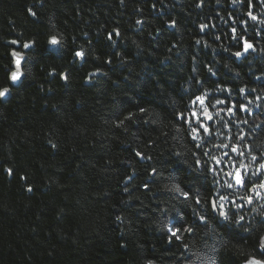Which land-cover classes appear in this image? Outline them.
<instances>
[{
    "label": "trees",
    "instance_id": "16d2710c",
    "mask_svg": "<svg viewBox=\"0 0 264 264\" xmlns=\"http://www.w3.org/2000/svg\"><path fill=\"white\" fill-rule=\"evenodd\" d=\"M251 5L249 0H0V89L9 86L12 70L6 40L35 41L38 52L49 53L34 58L28 51L22 81L6 100L0 98V264L264 259L259 243L264 200L230 209L245 216L249 232L240 230L221 246L210 231L216 221L209 217L204 226L193 209L205 214L213 199L227 196L240 204L251 193L215 185L211 172L206 181L193 182L182 162L194 163L193 153L201 159H210L205 151L217 158L228 153L232 160L226 163L233 166L216 177L223 184L233 182L225 172L234 176L241 163L254 171L258 165L251 157L264 156V0ZM233 28L255 45L240 58L233 54L243 41L233 38ZM52 34L63 38L58 52L46 49ZM81 49L85 57L76 58ZM96 69L102 74L89 80ZM240 88L246 91L241 94ZM196 96L204 98V107ZM205 107L209 123L201 115ZM193 111L210 133L201 130L200 149L192 142ZM178 113L185 122L174 118ZM153 168L157 175H150ZM261 180L264 176L252 183ZM171 183L198 193L202 205L164 190ZM189 183L192 187H185ZM168 228L180 230L178 240H169Z\"/></svg>",
    "mask_w": 264,
    "mask_h": 264
},
{
    "label": "snow or ice",
    "instance_id": "6c2138e0",
    "mask_svg": "<svg viewBox=\"0 0 264 264\" xmlns=\"http://www.w3.org/2000/svg\"><path fill=\"white\" fill-rule=\"evenodd\" d=\"M235 3L236 0H233ZM249 6L251 7V0H249ZM30 14L35 16L36 13L32 12L31 9H29ZM247 15L252 19L256 20L257 17L252 14V12H248ZM141 21H137V24H140ZM175 23L174 21L172 22ZM243 23H246L244 21ZM261 24H264V20L260 21ZM201 29L203 30L206 25H201ZM233 38L243 41V47L241 51H236L233 55L236 58H240L242 54H247L250 52V50L255 49V45L253 43H250L247 38L239 37L237 30L235 28L232 29ZM116 35H119V32H115ZM113 33H109L108 39L112 40ZM13 44L18 43V41H12ZM63 38L57 34H52L48 40L47 45L51 46L52 52H58L59 49L62 47ZM36 42L30 41L23 44L24 49H28L29 52L32 54L34 58H38L40 55H47L49 53H40L36 50ZM262 53H264V50H261ZM12 57L14 58V71H12L8 77V80L12 85H16L19 81H21L22 77L24 76V73L22 71L24 67V62L27 60V56L20 53V52H12ZM86 53L83 49L78 50L74 53V56L76 58H83L85 57ZM106 63H111V60L106 61ZM208 71L212 73V68H209ZM98 74H102L100 69H96L95 72L91 73L89 75V80H91L92 77L97 76ZM61 78L67 80L68 76L67 74H61ZM227 90V89H224ZM246 91L245 88H240L239 92L243 94ZM254 91V90H253ZM10 92V88L6 87L3 89H0V98L6 97ZM195 101H199L201 107H204V98L202 96H196ZM195 101L193 103H195ZM217 103H223V101H217ZM240 109L244 111H248L247 107L245 105H240ZM141 112H144V109H140ZM229 113L233 112V108L228 109ZM219 113H217L218 115ZM206 119L211 120L212 115L211 113H208L207 108H204V112L201 114ZM192 116L196 117L197 120V126L192 127V142H195V147L197 149L202 148V144L199 143V141L202 139L201 136V130L205 134H209L208 127L203 123V121L200 119V116L197 115L195 111L192 112ZM180 122L184 121V114L178 113L174 117ZM246 123V121H245ZM191 127V125H189ZM221 147H228V145H221ZM231 151L233 153H237V155H244L243 152L239 150L238 147H232ZM137 156H142L140 152L136 153ZM177 157L180 156L179 153L176 154ZM194 163L188 164L186 159H183L182 162L187 165L189 172L192 173V181L193 182H199L201 178H203L205 181L207 180V173L211 172L213 181L215 185H218L219 187H224L226 185L227 188L233 189V188H240L244 191L251 193L246 198L242 197L241 199L244 201L243 203L237 204L235 200H230L227 196H220L218 200L213 199L210 201L211 207L209 210L206 211L205 214H201L199 211H197L195 208L194 216L200 221L204 222V226L208 225L209 217H211L212 220L216 221V228H219L221 231L217 232L216 228L210 229L213 236L219 237L217 243H219L221 246L224 244L226 240L236 239L237 234L240 230L247 233L249 232V228L244 227V224L242 223L245 221V216L240 215L239 213H233L230 211L231 208L235 207L237 209H241L247 205H251L255 202V200H264V180H261L259 184L252 183V179H260L261 176H264V156L257 157L253 155L251 157L252 161L257 162V167L254 171H249V167L247 165H244L241 163L239 167L234 168L235 175L233 176L232 172H225L224 175L231 178L233 182L224 181L223 184H221L220 180L217 179V173L223 172L224 167H232V164L226 163V161H231L232 157L228 153H224L221 157L217 158L214 156H210V153L205 151L204 156L209 157L210 159H201L197 158L196 153H193ZM148 159H151V157H148ZM11 172V170H9ZM158 170L156 168L152 169V172L150 175H157ZM130 179V178H129ZM170 180H175L176 177L170 175ZM251 184L252 186L249 188L248 185ZM187 188H191L192 184L189 183L185 185ZM144 188L148 189L149 184L145 183ZM31 190V189H29ZM164 190L171 192L173 194H179V196H182L184 198V201H190L194 199L195 205L197 207L202 205L201 197L198 193L193 194L190 191H185L180 184L178 183H171L164 185ZM254 211H257V209H253ZM163 211V210H162ZM260 215L261 220L260 223H264V205H261L260 209ZM119 220L120 217H117ZM179 222V221H177ZM194 229L192 227H189L187 231H193ZM179 229L175 228H168V232L170 233L169 240L171 241L172 238L179 239ZM260 255L264 256V236L261 237V244H260ZM246 264H264V259H257L255 256H250L248 260L246 261Z\"/></svg>",
    "mask_w": 264,
    "mask_h": 264
},
{
    "label": "water",
    "instance_id": "95a60500",
    "mask_svg": "<svg viewBox=\"0 0 264 264\" xmlns=\"http://www.w3.org/2000/svg\"><path fill=\"white\" fill-rule=\"evenodd\" d=\"M47 40H48V39H47ZM12 41H17V40H14V39L6 40V44L12 46V49H11V51H10L11 67H12V70L10 71V73H11L12 71L15 70V69H14V58H13L12 55H11L12 52H13V51H15V52H20V53L26 55L25 52L28 51V49H24V48H23V45H22V50H23V52L17 50L18 47L21 45V43L18 42V43H16V44H13ZM25 43H26V42H25ZM23 44H24V43H23ZM46 49H47L48 51H51V52H52L51 46L47 45V43H46ZM22 71H23V70H22ZM10 73H9V75H10ZM23 73H24V72H23ZM23 77H24V76H23ZM23 77H22V79H23ZM22 79H21V81H22ZM21 81H19L16 85H12V84L10 83V81H9V86H5V87H3V88H6V87H8V88H11V87H17V86L20 84ZM3 88H1V89H3ZM10 94H11V89H10L9 94H8L6 97L1 98L2 101L6 100V99L10 96ZM205 121H206L207 123L210 122V120H208V119H206V118H205ZM262 236H264V234H263ZM262 236H261V237H262ZM261 237H260V240H259V243H260V244H261ZM257 259H258V258H257Z\"/></svg>",
    "mask_w": 264,
    "mask_h": 264
},
{
    "label": "flooded vegetation",
    "instance_id": "af4514ba",
    "mask_svg": "<svg viewBox=\"0 0 264 264\" xmlns=\"http://www.w3.org/2000/svg\"><path fill=\"white\" fill-rule=\"evenodd\" d=\"M17 50H19V51L23 52V50H22V45H20V46L18 47V49H17ZM28 51H29V50H28ZM28 51H26V52H25V54H26Z\"/></svg>",
    "mask_w": 264,
    "mask_h": 264
}]
</instances>
